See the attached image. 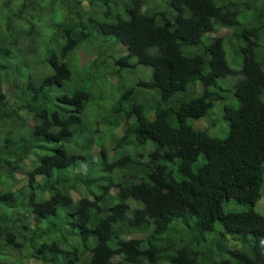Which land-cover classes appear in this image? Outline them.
<instances>
[{"label":"trees","instance_id":"trees-1","mask_svg":"<svg viewBox=\"0 0 264 264\" xmlns=\"http://www.w3.org/2000/svg\"><path fill=\"white\" fill-rule=\"evenodd\" d=\"M39 1L0 0V264H264V0Z\"/></svg>","mask_w":264,"mask_h":264},{"label":"rangeland","instance_id":"rangeland-1","mask_svg":"<svg viewBox=\"0 0 264 264\" xmlns=\"http://www.w3.org/2000/svg\"><path fill=\"white\" fill-rule=\"evenodd\" d=\"M42 0H40L38 3H40ZM68 1V0H67ZM154 2L155 1H157V0H153ZM118 3H115V2H113L112 4H111V6L114 8V9H118L119 8V6L117 5ZM15 5H16V2L14 3V7H15ZM103 8H106V6L104 5V7ZM69 9H73V7H72V4L71 3H69ZM47 12H44V13H46L45 15H44V17H46V18H44L45 19V21H44V23H41V29L42 30H47L48 29V26H49V21H50V15H48L49 14V12L51 13V11H52V6H50V5H48V8H47V10H46ZM70 10H67L66 11V14L69 12ZM48 15V16H47ZM228 30H224L223 32L225 33V32H227ZM80 56H81V58L83 59V61H85L86 59H87V57H88V55H87V53H86V51H84L83 49L81 50V53H80ZM142 71L143 70H141V69H139L138 71H137V73L138 74H142V75H144V73L145 72H143L142 73ZM136 72L135 73H133V76H134V78H135V76H137L138 74H137ZM117 80V78H114V81H116ZM106 93H107V90H106ZM109 93V92H108ZM217 109H218V105L217 106H215L214 107V109L212 110V112L211 113H214V117H217L218 116V127H220L221 128V126H224V128H226L225 130H219V136L221 137H224L226 134H227V121L225 120V118L223 117V113L221 112V110H220V113H218L217 112ZM200 120H195L194 121V124H195V126H196V123L197 122H199ZM19 126L21 127V129H23L24 128V124L23 123H21V121L19 122ZM229 208L230 209H236V208H239V206H234V205H232V204H229V203H226L225 204V209L226 210H229ZM29 264H41V262L39 261V260H37V259H32V260H30V262H29Z\"/></svg>","mask_w":264,"mask_h":264}]
</instances>
